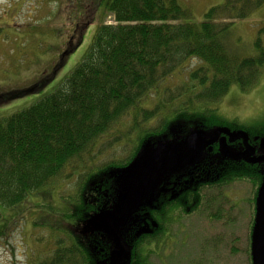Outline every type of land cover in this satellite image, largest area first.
Segmentation results:
<instances>
[{
  "label": "trees",
  "instance_id": "trees-1",
  "mask_svg": "<svg viewBox=\"0 0 264 264\" xmlns=\"http://www.w3.org/2000/svg\"><path fill=\"white\" fill-rule=\"evenodd\" d=\"M69 2L79 7V25L73 31L75 36L79 32L77 42L74 44L71 37L52 70L45 71L31 86L0 87V106L50 83L101 12L112 16L114 22H100L82 61L54 92L0 118V239L8 237L21 213L18 209L27 201L38 208L49 205L59 209L58 203L52 207L56 201L53 186L76 172L89 178L83 180L79 203L69 206L67 201L77 199V195L65 196L62 211H54L70 227L84 221L88 213L96 214L99 204L113 192L119 196L123 174L143 164L149 151L158 152L165 145L184 141L189 127L212 135L224 126L225 118L218 114L224 97L233 86L244 92L254 89L264 72L261 39L255 42L260 53L249 55L236 47L231 36L232 26L251 17L264 6V0H222L210 6L200 21L183 0ZM189 61L196 66L186 73ZM176 75H183L179 84L171 83ZM176 125L182 131H177ZM258 134L264 136V132ZM202 135L199 131L198 136ZM120 143H124V155L98 162L105 150ZM218 152L219 147L214 146V151H207L208 158L201 156L195 164L161 168V178H167L161 186L173 178L180 186L186 185L180 181L190 176L251 175L249 163L242 160L235 172V162L223 154L216 158ZM40 194L49 195L43 202L48 204L35 202ZM153 199L145 198L144 212L154 209ZM143 217L142 227L135 234L128 233L129 244L137 242L131 250L137 255L148 244H158L153 215ZM95 230L93 234H98ZM78 236L59 238L48 257L38 263L91 264L101 253L90 243L94 236Z\"/></svg>",
  "mask_w": 264,
  "mask_h": 264
},
{
  "label": "rangeland",
  "instance_id": "rangeland-1",
  "mask_svg": "<svg viewBox=\"0 0 264 264\" xmlns=\"http://www.w3.org/2000/svg\"><path fill=\"white\" fill-rule=\"evenodd\" d=\"M183 1L193 11L195 19L200 21L210 6L219 4L222 0ZM72 3L69 0H0V87L22 89L31 86L45 71L50 72L52 70L71 37L74 44L77 42L79 32L75 36L73 31L75 26L79 25V7L78 3L76 4L77 8ZM73 7L74 10H72ZM101 21L114 22L112 16H104L101 12L98 18L84 31L82 43L71 54L57 76L40 91L0 106V118L24 110L54 92L82 61ZM231 36L236 47L242 53L249 55L260 53L255 42L260 38L264 45V6L248 19L233 25ZM186 65L185 72L187 73L196 66V63L189 61ZM185 72L184 74H186ZM174 78L175 81L171 83L179 84L183 75H176ZM218 114L225 118V124L221 128L234 132L247 129L254 134L264 132V72L259 85L249 92H244L238 86H233L224 97L223 102L220 103ZM154 123L155 120L151 122V124ZM189 128L186 131V136L184 134V139L181 138L184 141L178 140L175 144L179 151L187 152L185 143L191 135H199V131L203 134L202 137H211V135L203 133L204 130L202 129H196L194 126ZM175 129L182 131L180 125H176ZM258 149L264 154V147L261 144ZM124 153V143H120L105 150L98 162H106L112 157H120ZM206 153L207 151L204 152L203 158L208 156ZM215 157L221 158L218 153ZM179 171L181 172V170ZM168 172L174 173L175 171L169 169ZM79 175L80 172H76L69 178L63 177L53 186L55 193L52 197L56 201L52 207L54 208V205L58 203L59 208H54V210L62 211L63 201L61 200L65 196L77 195V199L71 200V202L67 201L69 206H76L79 203L82 185L85 184L84 181L87 178L86 176V178H81ZM237 176L231 178L230 181L233 183L232 191L235 192L240 203L239 214L236 213L238 215L235 218H225V220L232 219L231 223L225 221V225L220 227V231L211 227L210 224L207 231L197 228V236L193 245L194 251H192L188 249L187 243H185V233L187 232L185 223H195L197 220H188L181 210H178L176 206H171L172 215H176V218L180 217L177 222L181 219L185 222L183 228L175 223L172 227L177 242L171 247H163L166 241L163 238L167 233L161 236L162 238L158 237V244H148L146 250L144 248L141 251L142 255H140L146 258V262L143 264H199L202 260H205L203 264H252L251 232L248 231L250 215H245L249 213L245 200L252 196L254 188L250 185L249 177ZM228 188L229 186H225L224 189L229 191ZM48 197V194H44V196L40 194L35 202H41L40 204L43 205L48 204L43 203L48 200ZM49 204L51 205L50 202ZM102 204L103 202L99 204V210L96 214L86 213L89 216L84 221L80 220L78 224L74 223L70 227L58 215L59 212L50 209L49 205L38 208L33 201H27L23 207L18 209L21 213L13 222L8 237L0 239V264H39L38 261L45 258L50 250H53L59 238L68 239L69 237H79L78 234H93V231L98 229L94 225L99 219L100 213L104 211L100 209ZM229 206L230 203L227 204L226 209L229 210ZM71 209L74 211V207ZM167 224V230H169L173 223L167 222ZM120 232H125V237L128 238V233H131L132 230L125 229ZM206 239H210V247H208L206 255H201L199 246L200 243L206 242ZM218 239H221L220 244L218 241L212 243L214 242L212 240ZM159 255L162 259L159 258Z\"/></svg>",
  "mask_w": 264,
  "mask_h": 264
},
{
  "label": "flooded vegetation",
  "instance_id": "flooded-vegetation-1",
  "mask_svg": "<svg viewBox=\"0 0 264 264\" xmlns=\"http://www.w3.org/2000/svg\"><path fill=\"white\" fill-rule=\"evenodd\" d=\"M243 131L248 136L247 142L244 138L231 139L229 134L221 133L217 141L210 145L212 146V150H209L210 146H207L204 151L212 152L214 151V146H217V149L219 147L220 152H218V154H220V156L223 154L231 160V163L235 162L233 168L235 172L239 171L242 160L251 165V175L248 179L251 187L254 188V191L252 196H250L248 200H245V204L248 206L247 210L249 211V213L245 215H250L248 220V231L251 232L252 264H255L253 257V235L257 228V216L261 207L260 193L264 186V154L259 151L258 146L263 144L262 139L264 137H261L259 134L252 135V132L247 129H242L240 132ZM222 139H225L227 147L232 154H241L242 156L240 158H235L232 155H225L222 151ZM249 147H253L255 149V153L249 160H247L244 158V154ZM195 151L196 150H193L192 154H194ZM233 177L234 176L222 178L219 176H212L210 174H206L201 178L198 176H190V178H185V181H180L181 183L185 182L186 184L180 186L177 184V178H173V180L171 179L169 183H164L163 187L161 186L162 181L164 182L167 178H161V183L155 190L147 188V184L152 183L154 178H146V180L134 178L133 184L130 185L128 189L123 186V188L118 190L119 196L117 193L113 192L111 199L106 198L100 206L101 210L120 215L123 209V202H125L123 201L125 200V197L129 199L130 203L129 213L124 221L120 222L114 217H108V223L111 228L119 234L121 242L125 248V254L116 255V264H143L146 262L145 257L143 258V256L137 255L134 251H131L133 245L134 249L136 248L137 242L130 245L127 241L128 238L125 237V232H120L125 229H129L132 230V234H135L136 230L142 227V222L145 219L143 216H149L150 218V215H153V219L157 224L158 233L156 235L158 237L164 236V234L167 233L163 238V240L166 239L163 247H171L173 244H176L177 239L176 235L172 232V227L175 224H179V227L183 228L185 222H183L182 219L177 222L180 217L176 218V215H172L171 206H176L178 210H181L182 214H184L188 220H197L195 223H185V226H187L185 243H187L189 250L194 251L193 245L197 236V228L202 231H207L210 224L211 227L220 231L219 229L225 225V221H229L230 223L232 222V219L225 220L226 217L235 218L239 214L238 207L240 203L237 195L232 191L233 188L231 186H233V183L230 181ZM225 186H229V191L224 189ZM216 189L220 190L217 192H210ZM137 193H139L142 200L138 205L133 204V198L138 196ZM105 196L107 195L105 194ZM148 196L149 198H154L153 202L155 206L153 210V207H150L149 211L144 212L145 208H143V204L145 198ZM228 203H230L229 210L226 209ZM167 222L173 223L169 230H167ZM92 235L94 236V239L90 240V243L93 244L95 250H99L101 253L95 255L91 264H112V253L117 250L114 232L104 228H99L98 234L94 233ZM235 239L237 241V238ZM205 241L206 242L200 243L199 246V252L201 255H206L208 247H210V239H206ZM212 241H214L212 243H216L218 241L220 244L221 239ZM211 246H213V244H211ZM159 258L162 259L161 255H159ZM204 262L205 260H202L199 264H203Z\"/></svg>",
  "mask_w": 264,
  "mask_h": 264
},
{
  "label": "water",
  "instance_id": "water-1",
  "mask_svg": "<svg viewBox=\"0 0 264 264\" xmlns=\"http://www.w3.org/2000/svg\"><path fill=\"white\" fill-rule=\"evenodd\" d=\"M221 133L229 134L231 139L244 138L247 142L248 136L244 131L234 132L226 128H217L216 131L214 130L213 134L211 135L212 138H199L198 134H193L187 140V143H185L187 152L179 151L175 145H165L158 152L149 151L143 164L134 165L126 174H123V186L128 189L130 185L133 184L134 178H141L142 180H146V178H154L152 183L147 184V188L150 190L157 189V187L161 183V168L170 166L173 169H178L184 163L195 164L198 159L203 156L204 152H206L204 150L207 148V146L215 143ZM262 140L263 144L261 146L264 147V138ZM221 145L222 151L225 155H232L235 158H240L242 156L241 154H232L227 147L225 139L221 140ZM193 150H196L194 153L195 155L192 154ZM209 150H212V146L209 147ZM254 153L255 149L253 147H249V149L244 154V158L249 160ZM123 186L121 188H123ZM137 195L138 196L136 198H133V204L136 205H138L142 201L139 193H137ZM123 201L125 202H123V209L120 215L103 211L102 213H100L98 222L96 224L98 229L104 228L106 230L113 231L115 234L117 250L112 253V264H116V255L125 254V248L121 242L119 234L113 228H111L110 224L108 223V217H114L120 222L126 219L127 214L129 213L130 203L127 197H125V200ZM260 202L261 207L258 211L257 216V228L253 235V257L255 260V264H264V186L260 193Z\"/></svg>",
  "mask_w": 264,
  "mask_h": 264
}]
</instances>
